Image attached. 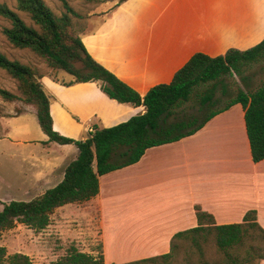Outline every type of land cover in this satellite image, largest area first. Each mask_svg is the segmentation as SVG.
Listing matches in <instances>:
<instances>
[{"label": "crops", "instance_id": "crops-1", "mask_svg": "<svg viewBox=\"0 0 264 264\" xmlns=\"http://www.w3.org/2000/svg\"><path fill=\"white\" fill-rule=\"evenodd\" d=\"M237 1L124 0L108 12L91 14L79 37L95 61L143 96L169 83L195 53L214 57L264 39V31L255 35L238 27ZM46 76L52 127L66 137L83 140L88 128L110 127L144 112L143 105L109 98L99 83L63 85ZM75 89L85 94L73 97ZM19 104V112L0 116V141L8 142L0 147L2 155L13 157L30 142L21 128L13 134L8 125L32 107ZM0 108L8 112L10 106ZM47 139L38 155L29 153L31 165L24 175L31 178L25 187L31 191L60 182L78 153L74 144L53 147ZM68 148L76 150L69 155ZM69 204L96 218L104 264H121L167 253L175 233L197 226L196 206L210 213L215 225L241 222L255 210L264 228V159L252 161L243 109L234 104L195 133L149 147L136 163L99 176L98 194L83 207Z\"/></svg>", "mask_w": 264, "mask_h": 264}, {"label": "trees", "instance_id": "trees-1", "mask_svg": "<svg viewBox=\"0 0 264 264\" xmlns=\"http://www.w3.org/2000/svg\"><path fill=\"white\" fill-rule=\"evenodd\" d=\"M61 1L66 12L58 16L43 0H17L18 10L27 13L34 25L27 24L0 3V16L11 24L3 30L9 43L31 50L51 69L69 74L71 80L63 85L96 82L109 98L133 106L143 105L144 112L110 127H95L83 140L66 137L52 127L51 96L40 81L43 75L0 51V69L17 81L16 93L0 87V96L5 101L19 100L32 106L47 141L74 144L78 150L55 186L28 201H1L0 236L16 223L44 229L56 208L81 204L96 196L99 176L136 163L149 147L195 133L213 116L234 104H240L243 109L252 161L264 159V79L254 86L243 75L253 64L264 62V39L248 49L230 48L214 57L195 53L169 83L157 84L141 96L91 57L79 32L73 28L69 14H76L75 11L65 0ZM232 75L239 76L247 89H239L224 106L207 110L202 116L176 112L203 86L198 111L210 107L217 87L222 85L226 89L223 79ZM195 209L197 226L175 233L167 253L121 264H259L264 260V228L256 221L255 210H248L241 222L215 225L210 213L199 206ZM5 254V247L0 246V264H31L25 254L13 253L7 257ZM102 260V252L96 259L75 247L70 248L67 257L70 264H102Z\"/></svg>", "mask_w": 264, "mask_h": 264}, {"label": "rangeland", "instance_id": "rangeland-1", "mask_svg": "<svg viewBox=\"0 0 264 264\" xmlns=\"http://www.w3.org/2000/svg\"><path fill=\"white\" fill-rule=\"evenodd\" d=\"M43 1L58 16L66 12V8L61 0ZM65 1L76 13H70L69 15L73 28L75 32L78 33L91 14L108 12L121 0ZM0 3H4L11 10L15 11L27 24L34 25L27 13L18 10L17 0H0ZM237 22L238 27L244 25V27H247L248 31L253 30L255 35L264 31V0H238ZM10 25V21L7 18L0 16V51L6 57L18 60L35 68L38 73L44 75L41 78V83L43 85L45 84L44 78H48L46 75L60 82L71 79V76L66 72L48 67L44 60L31 50L12 46L3 32L4 28ZM262 67H264V62L253 64L243 75L248 76V81L256 86L264 79ZM222 84L226 89H223L222 85L217 87L214 96V104L210 107L205 108L201 112L198 111L201 95L205 90L203 86L199 87L190 100L178 108L176 112L178 114L186 113L202 116L207 110L224 106L239 89H247L244 81L237 75L224 78ZM0 87L11 92H17V81L9 76L3 69H0ZM71 93L73 97L85 94L80 92L79 89H75L71 91ZM13 102H16V104L11 106ZM13 102L5 101L0 96V104L10 106V108L7 109L8 112H4L5 110L1 108L0 115L8 114L9 111L11 113L19 112V105H22L19 104V102L21 101L17 100ZM19 115L20 117L18 118H11L8 120L10 131L11 128H14L13 134H15L18 128H21L24 131L21 136L31 139L28 146L17 149L13 157L0 154V209L2 208V200V202H8L9 200L28 201L43 193L46 189L54 186V184H46L43 185L41 189H36L37 191L34 189L31 191V189L25 188L28 184V180L31 179L30 176L24 175L29 171L31 165L29 153L31 152L33 155H38L42 151V141L47 138L38 125L32 107H26V110L20 112ZM83 134L88 137L87 133ZM77 140H80V138L78 137ZM7 143V141H0V147H3L2 144ZM51 145L56 147L59 144L51 142ZM18 147L21 146L19 145ZM68 149L69 150H66V154L69 155L76 150L75 148ZM51 151L54 152L55 149L51 148ZM23 154L25 156H22ZM23 157L26 158V162H23ZM27 191H29L30 194ZM81 205L80 207H83V204ZM80 207L79 209H81ZM0 246L5 247L6 257L13 253H22L28 256L31 264H70L67 261V257L71 247H75L79 252L92 255L96 259L99 257V252H102V243L97 229L96 218H94L93 215H87V213L80 214L72 204H66L56 208L50 215L49 224L44 229L35 230L21 223H16L11 229L2 231ZM102 264H104V260H102Z\"/></svg>", "mask_w": 264, "mask_h": 264}, {"label": "built area", "instance_id": "built-area-1", "mask_svg": "<svg viewBox=\"0 0 264 264\" xmlns=\"http://www.w3.org/2000/svg\"><path fill=\"white\" fill-rule=\"evenodd\" d=\"M94 129L93 128H88V134L93 133Z\"/></svg>", "mask_w": 264, "mask_h": 264}]
</instances>
